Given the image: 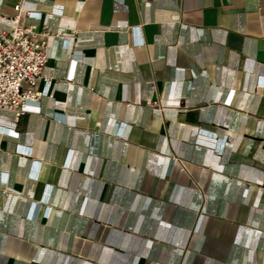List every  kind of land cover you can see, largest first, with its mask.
<instances>
[{"label":"crops","instance_id":"crops-1","mask_svg":"<svg viewBox=\"0 0 264 264\" xmlns=\"http://www.w3.org/2000/svg\"><path fill=\"white\" fill-rule=\"evenodd\" d=\"M22 2L48 94L1 115L0 264H264V0H0L1 28Z\"/></svg>","mask_w":264,"mask_h":264},{"label":"built area","instance_id":"built-area-1","mask_svg":"<svg viewBox=\"0 0 264 264\" xmlns=\"http://www.w3.org/2000/svg\"><path fill=\"white\" fill-rule=\"evenodd\" d=\"M14 9L16 15L12 19L13 27L10 29L0 27V121L5 111L12 113L16 121L25 114L39 112L40 107L33 103L48 94V89L41 91L39 85L50 58L48 54L50 35L46 27L40 29L37 23H34L41 21L43 13L34 10L25 2L18 3ZM59 37L63 41V47L71 48V39L62 35ZM76 67L77 61L71 60L67 80L74 77ZM234 94L231 93L232 96ZM123 131L120 130L119 133L122 135ZM0 132H4L1 126ZM7 132L14 137L18 136L14 131ZM224 147L225 142H220L217 150L222 152ZM19 152L31 154V151L24 149H19ZM179 162L186 170L184 163ZM34 209L33 206L30 218L35 216ZM44 214L48 215V212ZM194 235L196 237V233Z\"/></svg>","mask_w":264,"mask_h":264}]
</instances>
